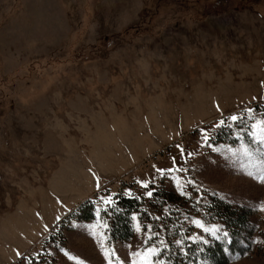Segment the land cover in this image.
<instances>
[{
  "label": "rangeland",
  "instance_id": "obj_1",
  "mask_svg": "<svg viewBox=\"0 0 264 264\" xmlns=\"http://www.w3.org/2000/svg\"><path fill=\"white\" fill-rule=\"evenodd\" d=\"M256 104L264 0H0V264H144L146 248L208 245L221 238L193 221L226 232L215 198L246 213L226 264H264ZM233 115L247 141L218 142ZM119 194L149 221L132 214V237L110 241L101 197ZM86 200L92 220L68 216Z\"/></svg>",
  "mask_w": 264,
  "mask_h": 264
},
{
  "label": "trees",
  "instance_id": "obj_2",
  "mask_svg": "<svg viewBox=\"0 0 264 264\" xmlns=\"http://www.w3.org/2000/svg\"><path fill=\"white\" fill-rule=\"evenodd\" d=\"M252 111L254 113L264 112V105L256 104L253 106ZM222 120L227 121V118L224 117ZM238 124L239 127H237V125L234 126L233 122L232 125L228 127H225L224 124H220L219 127L215 129V139L218 140V142H228L232 144L240 139L242 141H247V132L250 128L249 123L243 121ZM239 128H241V130L244 129L243 132L238 133L240 130ZM235 133L239 134V138L235 137ZM152 193V199L154 198L157 204L160 203L158 205L161 208H163L164 203L170 205L173 200V195L170 193L159 190H154ZM94 206L92 200H86L81 202L73 212L71 211V213L68 214V216L81 221H90L94 218ZM207 208L212 216H216L223 222L228 237L214 240L208 245L186 241L183 252L174 249L173 244L169 243V248H163L162 254L159 255L160 258H164L167 264H199L201 258L205 264H226L227 253L233 252L236 239L246 226V213L242 210H233L231 205L217 198L212 199L207 205ZM110 212L109 217H107L109 218L107 229L110 241H126L132 237L133 229L130 220L132 214H139L144 224L145 221H149L148 209L144 210L142 201L136 197L124 196L121 194L115 195ZM167 220L168 218L166 221ZM166 221L164 223H166ZM164 227V229L167 228L166 224ZM227 238H229V242H227Z\"/></svg>",
  "mask_w": 264,
  "mask_h": 264
},
{
  "label": "snow or ice",
  "instance_id": "obj_3",
  "mask_svg": "<svg viewBox=\"0 0 264 264\" xmlns=\"http://www.w3.org/2000/svg\"><path fill=\"white\" fill-rule=\"evenodd\" d=\"M229 119H230V121H232L233 123H235V122H237L238 117L235 116V115H233V116H231ZM224 123H225V121H223V120L220 121V124H221V125L224 124ZM230 126H231V125H230ZM252 128H253V130H254V134L258 135V136L260 137L261 141H264V128H260V129L257 131V125H256V124H253V125H252ZM201 138H202V141L204 142V144H208V142H209V140H210V136H209V135L204 134V132L202 131V133H201ZM177 148L179 149L180 146L177 145ZM180 151H181V153L183 154V149H180ZM188 155L191 156V153H188ZM157 171L160 172L161 175H163V174L165 173V171H167V172H172V171H174V169H167V170H165V169H158ZM259 178H260L261 180H264V175H261ZM138 183L141 184V187H143V188H148V183H146V182H142V181H138ZM189 183H190V181H185V184H186V185L189 184ZM97 186L99 187V185H97ZM177 190L181 192V195L184 194L183 189H182V186H181L178 182H177ZM128 195H131V193H128ZM146 195L149 196V197H151V196L153 195V193H152V191H148V192H146ZM101 199H102V202H103L104 205L108 206L109 208L111 207V205H112V197H111L110 195H109V196L101 197ZM262 210H264V209H262ZM132 219L135 221V220H136V216L134 215V216L132 217ZM193 223H194L197 227L202 228L204 232H206V233H210L214 238H226L227 235H228L227 232H223V233H221V230H220L219 228L208 229L207 227H205L204 225H202V224L200 223V221H198V220L193 221ZM105 227H106V226H105ZM136 231H137V232H140V231H141V229L139 228V226H137ZM145 239H146V241H148V242L151 241L152 236H151L150 231H149V233L146 235ZM189 239H191V237H189ZM176 243L179 245V244L181 243V241L177 240ZM160 244L163 245V244H164V241L161 240V241H160ZM180 250H181V252H183V248H181ZM162 252H163V248H159V249L156 248V247L146 248V249H145V257H146V258H145V260H144V264H155V261H154V260H150V259H148L147 257H148V256L157 257V256L161 255ZM133 255L140 256L141 253L137 252V253H133ZM133 264H135V261L133 262ZM160 264H165V262H164V261H160Z\"/></svg>",
  "mask_w": 264,
  "mask_h": 264
},
{
  "label": "crops",
  "instance_id": "obj_4",
  "mask_svg": "<svg viewBox=\"0 0 264 264\" xmlns=\"http://www.w3.org/2000/svg\"><path fill=\"white\" fill-rule=\"evenodd\" d=\"M34 214H37L35 211H34ZM23 218V217H22Z\"/></svg>",
  "mask_w": 264,
  "mask_h": 264
}]
</instances>
